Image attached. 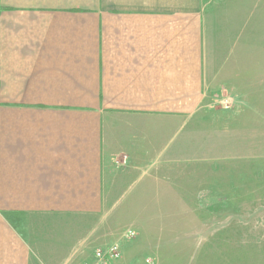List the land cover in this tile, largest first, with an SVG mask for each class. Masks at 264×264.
<instances>
[{
	"label": "crops",
	"instance_id": "crops-1",
	"mask_svg": "<svg viewBox=\"0 0 264 264\" xmlns=\"http://www.w3.org/2000/svg\"><path fill=\"white\" fill-rule=\"evenodd\" d=\"M245 10L243 0H0V264L83 261L90 240L109 235L96 221L121 155L124 173L158 165L178 177L168 135L215 86L251 99L243 58L262 46L244 37Z\"/></svg>",
	"mask_w": 264,
	"mask_h": 264
},
{
	"label": "rangeland",
	"instance_id": "rangeland-1",
	"mask_svg": "<svg viewBox=\"0 0 264 264\" xmlns=\"http://www.w3.org/2000/svg\"><path fill=\"white\" fill-rule=\"evenodd\" d=\"M243 1L249 17L244 37L249 46H262L258 53L250 46L243 58L254 82L251 99L215 86L199 111L186 116L174 137L168 135L161 146L165 158L179 142L178 177L166 172L171 167L146 165L124 173L126 164L113 165L119 174L111 205L96 221L109 227V235L90 240L77 264H92L94 250L110 242L120 243L121 257L109 264H147L148 258L154 264H264V0ZM256 17L257 36L251 20ZM225 97L227 109L220 103ZM129 229L132 238L124 236Z\"/></svg>",
	"mask_w": 264,
	"mask_h": 264
},
{
	"label": "built area",
	"instance_id": "built-area-1",
	"mask_svg": "<svg viewBox=\"0 0 264 264\" xmlns=\"http://www.w3.org/2000/svg\"><path fill=\"white\" fill-rule=\"evenodd\" d=\"M229 98L225 97L220 100L224 108H229ZM127 163L126 155H121L114 160L115 166H123ZM126 238H132L135 236L133 230L129 229L125 232ZM94 262L92 264H109L110 262L116 261L121 257V246L119 242H113L105 248H97L93 252ZM147 264H154L149 258L145 260Z\"/></svg>",
	"mask_w": 264,
	"mask_h": 264
}]
</instances>
